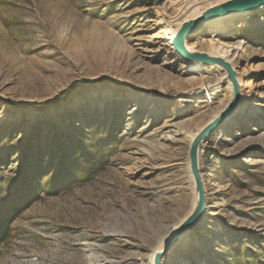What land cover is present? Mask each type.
<instances>
[{
    "label": "rangeland",
    "instance_id": "rangeland-1",
    "mask_svg": "<svg viewBox=\"0 0 264 264\" xmlns=\"http://www.w3.org/2000/svg\"><path fill=\"white\" fill-rule=\"evenodd\" d=\"M225 2L0 0V183L24 170L37 180L0 264H140L185 215L166 188L184 175L172 161L189 143L170 150L163 137L202 113L199 88L223 72L182 60L168 29ZM232 23L222 35L204 26L187 46H234L223 58L252 70L259 111L204 148L208 214L166 255L175 264H264V9ZM229 98L218 93L212 108Z\"/></svg>",
    "mask_w": 264,
    "mask_h": 264
},
{
    "label": "bare ground",
    "instance_id": "bare-ground-1",
    "mask_svg": "<svg viewBox=\"0 0 264 264\" xmlns=\"http://www.w3.org/2000/svg\"><path fill=\"white\" fill-rule=\"evenodd\" d=\"M215 1H218V0H215ZM190 4L193 5V3H190V2L187 3L186 5L188 6ZM210 4H213V3H210ZM187 6H183V7L187 8ZM200 10H201L200 8H195V10H193L192 13L186 17L188 18V17L192 16L194 18H197L201 14ZM252 14H255V12L254 13L243 12V13H237V14L228 15L226 17H222V18L218 19L217 21H215V22H217V24H215V26L213 28L216 29L215 31L219 35L229 34V32L232 31V30H230V27H231L230 25L233 24L232 23L233 21H235L236 19H239V18H243V16L252 15ZM175 22H176V20H175ZM210 24L211 23H208L207 26ZM182 25L177 22L175 27H170V29H168V35H171V34H172V36L176 35L178 30L180 29V27ZM208 28L210 29L211 26H209ZM220 41L211 42V44L207 48L208 54L212 57L217 56V57H226L227 58L229 56H232L233 51H235L234 46H226V45H224V43L222 44ZM236 53L237 52L235 51V55H236ZM244 58L249 59V57L246 55L244 56ZM228 62L231 63V66L235 70H236V68H238V61L237 60L236 61L228 60ZM252 77H253V72L250 69H246L242 73L237 72V79H238V81H240V88H241L240 94L242 95V98H244V99H241V101L239 103L236 116L231 118L230 120L226 121V123L222 124L217 129V131L214 133V135L215 134L221 135L225 130L232 129V127L236 126V124L245 121L246 117L249 114H251V113L254 114V113L259 111L257 108H255V105H254L255 97L257 95H255V93H254V85L252 83L253 81L251 80ZM226 87L228 88L226 90L228 91V94L230 96L229 100H230L232 88H231L230 82L226 79L225 73H223V77L221 79H219L216 82V84H213V85H210V82H208L207 79H204L201 88H199L200 91H198L199 95L202 94V92L207 93V95H206L207 99L206 100L202 99L205 97H200V99H202V101L200 103H202V102L207 103L205 108L202 110V113L198 114L191 121V123H188V125H184L182 128H178V127L173 126L174 127L173 131H171L170 133L166 134L163 137L164 142L161 146L163 148H168L170 150L181 146L184 142L186 145L189 143V146H190V144L192 142L191 140L196 136V134L199 131H201L203 129V127H204L203 125H205L209 121L213 120L217 116V114L220 112V110L223 109L229 103V101H228V103L224 107L218 108L217 110L212 108V106H211L212 103L214 102V98L217 96V94L218 93L220 94V93H223L224 91H226L224 89ZM247 88H249L248 91H246ZM192 96H193V94H188L186 96L189 98L188 99L189 105L187 106V109H190L191 105L194 103V101H193L194 98ZM208 96H210V97H208ZM210 101H213V102L211 103ZM197 128H198V130L195 132L194 130H196ZM188 150H189V147H188ZM203 152H204V150L202 149L201 155H203ZM180 158L181 157L179 156V154H176L175 157L173 158L174 160L172 162H174V164L176 166H180V167L184 168V175L182 177H178L175 180L174 179L169 180V182L167 184V188H166L167 191H173L174 189H176L178 192L176 200L173 201V205L171 206L172 213H178L180 211L185 212V215L181 219L177 220L173 224V226L176 225V223L178 221L182 220L188 214H190L191 210L194 208V206L196 204L195 191H194L195 188H194V184L192 182V171L190 170L189 155H188L186 160L185 159L183 160L182 158L181 159ZM201 163H203V161ZM202 167L203 166H201L202 179H203L204 184H205V192L204 193H205V196L207 198L208 187H207V184H206L205 179H204V171H203ZM189 201H190V205L187 208ZM208 203L209 202H208V198H207L206 215L208 214L207 213L208 212ZM206 215H205V217H206ZM204 221H205V218H203L200 221V223L197 227H199L200 224H202ZM193 231H191V233L184 235L182 237V240L180 242L181 243L180 247H178L177 251H175L174 253L183 252L185 250L186 246L188 245V242L191 241V239H193V237H194V235L192 234ZM168 235H166L162 239H159L158 241L155 242V245L152 248V250H150L149 255L147 257L141 258L140 264H155L157 255L163 251V248L166 245L165 242L168 239ZM163 260L165 261L164 263L162 262L163 264H175V262H176L173 255H170L168 257L163 256L162 261Z\"/></svg>",
    "mask_w": 264,
    "mask_h": 264
},
{
    "label": "water",
    "instance_id": "water-1",
    "mask_svg": "<svg viewBox=\"0 0 264 264\" xmlns=\"http://www.w3.org/2000/svg\"><path fill=\"white\" fill-rule=\"evenodd\" d=\"M264 9V0H228V2L213 6L209 10L200 14L199 17L185 21L172 39V47L175 53L184 61L204 64L219 69L226 74V79L231 84V99L229 103L220 110L217 116L204 125L191 140L188 155L190 161V170L192 171V182L194 184L196 204L185 218L178 221L176 225L170 226L167 232L168 239L163 251L157 255L155 264H161L163 256L171 253L179 246L184 235L191 233L199 225L200 221L205 218L207 208V198L205 196V184L202 179V149L210 141L217 129L226 121L235 117L238 111L239 103L242 99L240 94V81L237 79V72L227 60L223 57H212L208 53L192 51L188 48L187 42L201 28L208 23H214L222 17L237 13H257Z\"/></svg>",
    "mask_w": 264,
    "mask_h": 264
},
{
    "label": "trees",
    "instance_id": "trees-1",
    "mask_svg": "<svg viewBox=\"0 0 264 264\" xmlns=\"http://www.w3.org/2000/svg\"><path fill=\"white\" fill-rule=\"evenodd\" d=\"M64 154V152H61ZM66 159L63 158L62 164H64ZM32 165V164H30ZM25 165L24 167H26ZM22 177L15 181V184H9L5 186L0 183V197L4 190L10 191L6 198H2L0 201V244L4 242L10 236V222L16 218L17 215L21 214L27 207L28 203L32 200L29 198L28 193L30 188L35 189L37 180L33 181L29 178L31 175H26L25 170L21 172Z\"/></svg>",
    "mask_w": 264,
    "mask_h": 264
}]
</instances>
